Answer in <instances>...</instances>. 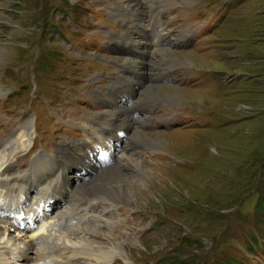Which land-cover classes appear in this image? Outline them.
<instances>
[{"label":"rangeland","instance_id":"rangeland-1","mask_svg":"<svg viewBox=\"0 0 264 264\" xmlns=\"http://www.w3.org/2000/svg\"><path fill=\"white\" fill-rule=\"evenodd\" d=\"M155 22L165 38L153 47L141 38ZM129 39L142 42L131 49L145 55V78L124 74L132 82L118 90L113 78L133 61L124 59ZM91 125L123 140L118 178L134 189L96 228V242L115 252L100 264H264V0H0V160L11 163L8 173L42 153L52 165L84 164L81 181L89 182L102 166L99 153L83 149L81 130ZM20 127L25 146L13 133ZM33 168L16 178L20 185L40 183L44 169ZM78 183L64 206L92 190ZM15 204L27 208L15 197L2 209ZM61 209L56 199L50 216Z\"/></svg>","mask_w":264,"mask_h":264},{"label":"bare ground","instance_id":"bare-ground-1","mask_svg":"<svg viewBox=\"0 0 264 264\" xmlns=\"http://www.w3.org/2000/svg\"><path fill=\"white\" fill-rule=\"evenodd\" d=\"M141 1L142 0H140V2ZM127 6L131 7L129 5ZM133 13L135 15L140 14L136 12ZM120 16L123 18L121 12ZM151 16H154L153 19H157L158 17L156 12H153ZM132 25L137 28L134 22ZM146 25L149 26L150 24L147 22ZM136 28H127V32L134 33ZM142 33H144V35L141 39L150 41L153 47L156 46L158 39L162 40L159 44L164 42L163 39L165 35L160 33L156 26V22L150 29L151 36L149 35L147 37L146 32ZM128 41L130 47L127 49V55L124 59L130 58L133 61H124L122 63L124 71L118 69L119 73L113 78V81L117 83L116 87L118 90L123 88L128 82H132L130 78H128L129 81H124V74H129V76L133 78L138 76L136 74L139 73V75L143 74L145 78L144 72H142L144 67L138 66L143 63L141 60L142 58L145 59V55L139 51L140 48L136 51H132L131 49L134 45H142V42L131 39ZM160 51L164 52L165 50L162 49ZM126 65L129 69L134 67V69L131 70L132 72L125 70L124 67ZM172 65L174 64L170 66ZM146 83H148L147 80ZM139 89H141V87H139ZM129 94H126L125 97H129ZM150 95L151 97L152 95L155 96L153 92L150 93ZM117 96L118 94L115 93L112 97L115 102L119 103L118 101L120 98H117ZM129 101L126 102L127 105H130L131 102ZM111 103L119 114L122 106L113 102ZM143 104L145 103H142V105ZM131 111L134 115L135 111L133 108L130 109V112ZM117 113L110 112L113 118L116 117ZM129 119L130 117L127 115L122 120L124 124L133 129L132 123H136L137 121H132L131 123ZM111 124L113 128L119 126L113 121H111ZM81 131L85 132L86 137L83 141H86L83 149L86 151H90L91 149L93 152L99 153L102 157L101 165L103 167L101 166L100 169H98L97 175L90 178L89 182L81 181L83 177L81 170L86 168L84 164H79L81 167L75 168V166L73 169H70L71 165L68 163L58 162V165H52L49 161L51 157L42 153L33 155L29 163V168L15 174L8 173L11 164L9 161L0 160V243H2L0 247V254L2 255V257H0V264H82L84 262L82 259L84 258L87 264L92 262L100 264L101 260L110 258L112 254L115 253L113 250L104 251L95 239L97 233L96 228L100 227V221L103 219L104 222L105 215L111 212L116 202L120 201V196L122 195L130 198L131 190L134 191L133 187L129 186L128 182V184L120 183L123 180L120 179L119 181L118 178L124 175L119 170L123 167L126 158H124V155L116 158V154L119 155L120 153L115 152V147L121 145L123 140L121 138H114L113 135L108 136V133L101 125L85 126ZM25 132L26 130L22 127L13 131L15 138L19 140L21 146L26 145L25 137L27 133L25 134ZM119 133L125 136L126 130L120 129ZM115 135L117 136V132ZM135 136L137 138L140 137L136 132ZM81 149L79 151H81ZM26 154L27 153H25L24 156ZM105 156L115 158V161H112L113 164L110 162L111 160H106ZM129 161L132 160L129 159ZM133 164H135V166L139 165L136 159H133ZM31 165L35 167L33 169H44V173L37 186L30 183L26 188L24 185L19 184V180L22 178H18L17 180L16 178L30 169ZM51 177H53L52 181L49 179ZM77 183V188L81 187L82 189L87 188L92 190H82L80 194L69 196L70 199H73V204L68 203V205L66 204L67 206H64L65 202L68 201L66 197L67 188ZM15 197H18L20 201H24V203H26L25 207L27 208L23 209L19 204H15V211L3 210L2 204L11 201ZM56 199H58V204L60 203L62 209L49 217L46 213L42 217V207H47V205L51 206V202ZM104 203H107L108 206L100 209V205ZM90 222L92 223L89 224ZM32 227L35 228V231L43 232L41 237H38L39 239L36 241L19 233H25L32 229ZM11 230H13V232H10ZM15 231L22 234L23 238H16ZM33 246H35V249ZM78 246L82 247L78 248ZM76 260L78 261L75 262Z\"/></svg>","mask_w":264,"mask_h":264}]
</instances>
